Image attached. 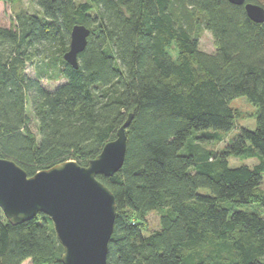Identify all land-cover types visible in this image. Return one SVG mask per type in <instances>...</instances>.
<instances>
[{
    "label": "trees",
    "instance_id": "obj_1",
    "mask_svg": "<svg viewBox=\"0 0 264 264\" xmlns=\"http://www.w3.org/2000/svg\"><path fill=\"white\" fill-rule=\"evenodd\" d=\"M31 1L38 11L0 20V157L28 176L86 165L132 113L122 166L96 176L116 201L107 264H264V21L227 0ZM76 24L90 31L75 68L63 54ZM37 60L64 81L46 88L43 70L26 72ZM239 96L253 129L236 126ZM150 211L159 226L146 231ZM62 252L47 214L12 223L0 209V264H63Z\"/></svg>",
    "mask_w": 264,
    "mask_h": 264
},
{
    "label": "water",
    "instance_id": "obj_2",
    "mask_svg": "<svg viewBox=\"0 0 264 264\" xmlns=\"http://www.w3.org/2000/svg\"><path fill=\"white\" fill-rule=\"evenodd\" d=\"M243 5L247 16L264 21V7L246 0H227ZM89 28L76 24L64 59L78 66L77 55L87 42ZM132 113L105 142L100 152L80 165L73 159L58 162L28 176L9 158L0 157V209L12 223L47 214L63 246V264H107L108 243L113 231L116 201L112 191L96 176H112L126 153V127Z\"/></svg>",
    "mask_w": 264,
    "mask_h": 264
},
{
    "label": "rangeland",
    "instance_id": "obj_3",
    "mask_svg": "<svg viewBox=\"0 0 264 264\" xmlns=\"http://www.w3.org/2000/svg\"><path fill=\"white\" fill-rule=\"evenodd\" d=\"M264 3V0H261ZM17 11H27L34 12L38 11L37 6L31 0H13L12 4H0V20L8 22L10 16ZM199 48L201 50L212 52L214 50L213 38L211 33L207 30L203 31L202 35L199 38ZM43 70L44 77L41 79L43 85L48 89H53L58 84L64 81V78H56L55 74L57 69L52 66H48L44 62L39 60L34 61L33 64H28L26 72L30 75H35L39 71ZM230 105L236 108V126L242 125L248 128L253 129L255 126V107L247 100L245 96H239L233 99L230 102ZM26 114L28 118V127L29 129L37 135L38 124L36 119L33 116V113L30 108V104L27 100L26 102ZM236 132V127H233L228 132H222L221 142H210L207 143V147L212 149L222 148L226 142H229L230 139L234 136ZM246 163L253 165L256 163V159L248 158L241 159L239 157H229L228 164L229 166H237L239 164ZM261 187L264 188V178L261 184ZM250 209V208H249ZM147 229L146 231H151L159 226V214L156 211H150L147 216ZM21 264H32L29 259L24 260Z\"/></svg>",
    "mask_w": 264,
    "mask_h": 264
}]
</instances>
